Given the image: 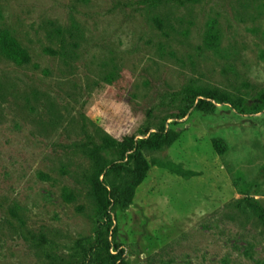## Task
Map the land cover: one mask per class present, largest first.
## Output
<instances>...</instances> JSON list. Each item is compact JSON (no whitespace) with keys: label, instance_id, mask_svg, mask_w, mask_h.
<instances>
[{"label":"rangeland","instance_id":"374dc122","mask_svg":"<svg viewBox=\"0 0 264 264\" xmlns=\"http://www.w3.org/2000/svg\"><path fill=\"white\" fill-rule=\"evenodd\" d=\"M0 29L32 58L0 56V264H264L241 201L264 207V110L186 94L264 90V0H0ZM163 130L179 138L144 152L133 203L97 210L81 145ZM104 155L121 168L100 180L120 189L135 165Z\"/></svg>","mask_w":264,"mask_h":264},{"label":"trees","instance_id":"16d2710c","mask_svg":"<svg viewBox=\"0 0 264 264\" xmlns=\"http://www.w3.org/2000/svg\"><path fill=\"white\" fill-rule=\"evenodd\" d=\"M217 43L218 36L210 30L206 36L205 45L209 49H213ZM0 56L17 66L32 64V58L29 52L19 40L6 29H0ZM186 94L190 95L194 100L199 99L198 108H202L203 105L208 104L205 100H202L206 99L219 104L231 105L232 108L244 114L260 113L264 110V90L257 94L251 104H248L246 99L242 96L232 95L218 88H190ZM178 138L179 134L174 130H163L154 134L150 139H142L138 142L131 141L130 143H121L117 145L116 142L106 137L103 139L104 144L102 145L96 143L81 145L82 152L91 162V170L86 174L85 179L89 187V195L97 210L108 217L113 202L115 204H121L122 206L131 205L137 188L144 182L150 169V164L144 152L159 151L164 147H170ZM213 144L220 155L225 154L226 146L220 139L214 140ZM111 147H115L116 153L121 155V157H125V155L128 154L129 160H132L135 165V169L123 182L120 189H115L114 186L110 187L106 185L104 181L100 180L101 176L104 174L107 175L108 172L117 174L120 171L121 166L115 164L114 161H110L104 155ZM175 171L181 175H191L190 172L184 173L179 169ZM234 183L239 186V178L236 179ZM242 194H244L246 198L241 201L246 203L248 209L264 227V207L258 200L250 197L244 189L242 190Z\"/></svg>","mask_w":264,"mask_h":264}]
</instances>
